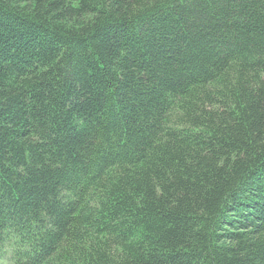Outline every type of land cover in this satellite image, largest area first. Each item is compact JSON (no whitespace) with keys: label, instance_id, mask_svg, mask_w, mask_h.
<instances>
[{"label":"trees","instance_id":"obj_1","mask_svg":"<svg viewBox=\"0 0 264 264\" xmlns=\"http://www.w3.org/2000/svg\"><path fill=\"white\" fill-rule=\"evenodd\" d=\"M11 264H264V0H0Z\"/></svg>","mask_w":264,"mask_h":264},{"label":"rangeland","instance_id":"obj_2","mask_svg":"<svg viewBox=\"0 0 264 264\" xmlns=\"http://www.w3.org/2000/svg\"><path fill=\"white\" fill-rule=\"evenodd\" d=\"M3 251L0 250V264H11V261L8 259V253L5 252L2 254Z\"/></svg>","mask_w":264,"mask_h":264}]
</instances>
